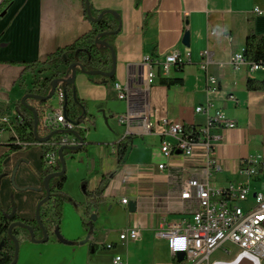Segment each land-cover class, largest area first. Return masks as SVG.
I'll list each match as a JSON object with an SVG mask.
<instances>
[{"label":"crops","instance_id":"obj_1","mask_svg":"<svg viewBox=\"0 0 264 264\" xmlns=\"http://www.w3.org/2000/svg\"><path fill=\"white\" fill-rule=\"evenodd\" d=\"M3 1L0 116L8 115L15 122L18 103L30 89L28 80H34L36 72L49 66L45 61L50 53L88 32L91 22L85 12L86 0H11L5 6ZM89 1L94 12L116 11L121 17V30L113 42L117 56L114 79L102 82L81 71L76 76L78 96L94 115V127L98 125L92 131L89 122L86 149L66 156L63 191L71 201L64 204L60 228L64 238L78 241L64 243L57 234L49 235L46 242L25 237L16 264H178L173 261L169 241L159 231L165 221L191 218L195 203L182 198L183 186L190 180L206 182L204 169L210 159L215 158L223 167L209 176L213 185L247 182L254 188L252 196L262 186L260 180L249 179L239 169L242 159L264 158V90L246 87L249 78L264 79V74L259 76V71L251 72L245 66L235 69L231 59L235 53L244 52L250 28L256 35L264 34V0ZM257 8L263 13L259 14ZM186 32L190 34L189 44L184 42ZM173 50L183 56L189 54L191 59L181 71L174 70L169 76L181 77L183 82L168 86L158 77L149 85L143 58L162 59ZM206 50L211 58L207 72L218 79V88L213 91L207 89V73L198 67ZM33 62L40 63L34 73L26 70ZM115 82L128 93L127 99L118 97ZM210 101L214 104L211 113L219 109L236 123L233 128L216 125L211 129V151L197 144L192 155L165 156L162 136L144 129V121L204 126L208 116L195 109ZM127 112L133 115L129 125L117 119ZM101 124L107 131L105 137L98 136ZM128 136L132 137L130 149L120 165L114 143L126 141ZM10 138L9 131L0 138V157L8 154L0 174V205L34 219L45 194L44 185L40 178L27 182L23 176L28 164L18 161L28 159L33 164L28 152L35 145L20 148L24 151L12 150ZM39 147L42 171L43 149ZM13 175L17 176L15 183ZM103 178L107 186L91 221L90 234L84 227V219L89 220L84 214L86 190H96ZM32 190L29 200L24 201L23 193ZM123 198L128 199L127 204ZM131 202L136 203L135 211L129 210ZM129 228L140 230L138 240L120 239ZM117 255L122 257L119 263L114 262ZM208 264H264V260L230 245L214 250Z\"/></svg>","mask_w":264,"mask_h":264},{"label":"built area","instance_id":"obj_2","mask_svg":"<svg viewBox=\"0 0 264 264\" xmlns=\"http://www.w3.org/2000/svg\"><path fill=\"white\" fill-rule=\"evenodd\" d=\"M259 14L263 11L255 9ZM202 60L198 67L205 71L207 89L209 91L218 88V79L207 72L210 58L208 50L202 53ZM191 59L189 54L183 56L178 50L167 53L164 58L156 59L151 56L143 58V65L148 69L147 81L151 85L158 77H169L176 67L183 66ZM235 69L245 66L251 72L264 71V61L252 62L243 52L235 53L231 59ZM58 77H68L62 74ZM115 88L119 90L118 97L127 99L128 93L119 82H115ZM31 105L38 112L37 135L50 138L47 141H39L35 138L34 127L33 141L22 140L16 132L13 122L8 115L0 116V138L5 131H9L11 145L28 148L39 145L43 149L42 167L52 168L59 160L58 151L63 146H74L79 144V138L72 132L79 129L84 135L89 130V121L75 123L68 119L66 106L67 96L64 84L60 82L51 98L46 101L32 99ZM214 104L210 101L205 105L197 106L196 113H205L207 123L198 127L199 138L193 139L184 132L185 125L182 122L165 121L159 125L144 121V129L147 132L156 131L162 136L161 151L165 156L174 153L192 155L194 147L202 144L208 151L213 149V135L211 129L216 125L233 128L236 123L230 120L225 113L217 109L211 113ZM18 120H22L21 114L16 112ZM133 115L131 112L117 115L121 123H129ZM86 138V137H85ZM114 150L118 152L115 146ZM164 165L161 164L160 167ZM207 180L204 183L198 180H190L183 186L182 198L192 200L195 209L191 218L181 219L177 222L165 221L159 235L169 241L172 256L177 258L179 252H185L188 264H208L211 254L219 247H228L229 244L245 250L257 258L264 260V191L256 190L252 196L249 183H230L225 187L213 185L209 176L212 172H220L223 167L215 158L208 161L205 167ZM240 173L251 180H260L261 189H264V158L247 157L242 159ZM122 202L127 204L128 199ZM141 236L137 228L126 229L120 234L122 241H135ZM107 247L111 248L110 244ZM122 261L117 255L115 263Z\"/></svg>","mask_w":264,"mask_h":264},{"label":"trees","instance_id":"obj_3","mask_svg":"<svg viewBox=\"0 0 264 264\" xmlns=\"http://www.w3.org/2000/svg\"><path fill=\"white\" fill-rule=\"evenodd\" d=\"M11 0H4L3 6L9 4ZM2 6V7H3ZM92 14L97 17L100 15L102 10L94 12L92 5L90 3ZM86 14L87 11V0H86ZM106 13L100 20L91 22V29L80 36L72 44L65 47H60L56 51L50 53L45 61V64L52 67L54 73L51 77H47L43 83H40V79H37L33 82L32 87L28 92H34L38 94L46 95L50 91V82L55 77H58L62 74H65L68 68L78 62L81 63L86 70H102L110 71L113 67L112 60V51L107 46H102L96 43L97 36L102 32H110L117 30L120 25V20L117 17H112ZM117 34H106L101 37V39L106 40L109 44L113 45L114 38ZM114 46V45H113ZM115 48V47H114ZM244 55L252 62L264 61V34L256 35L253 29H249L246 38V46L244 49ZM40 66V63L33 62L28 64L26 67L27 71H32L33 73ZM183 66L176 67V71H181ZM42 71V69H41ZM81 70L78 68V72ZM113 77H104L99 75V78L102 82L113 80ZM92 79H94L91 76ZM160 82L168 86L174 84H181L183 82L181 77H160ZM43 86V89L39 88ZM65 91L67 96V106L66 112L69 120L75 123H82L84 121H89L92 125H95V117L88 111L87 104L78 96L77 88L74 84H65ZM248 90H264V79H254L249 78L246 83ZM32 98L28 99V103L31 104ZM18 112L21 114L22 120L16 118L15 122L12 124L16 132L19 134L20 138L25 141H33V127H34V115L33 112L28 109L22 102L18 103ZM184 132L187 136L198 139L199 130L198 127L194 125H185ZM78 136L84 137V131L78 130ZM132 137L128 136L127 140H121L120 142L114 143L118 148L117 156L119 164H123L126 159V155L129 151V144ZM86 140V139H85ZM88 143L85 142L82 149L87 148ZM12 150H18L21 147L17 145H11ZM78 150H68L64 149L65 157L70 153H76ZM8 154L4 153L0 157V174L3 171V161ZM62 169L61 161L58 160L56 165L52 168L43 169L40 173L37 172L39 178L42 180L46 175L52 172L60 171ZM66 182V173L51 178L49 182L50 188V198L46 201L40 208V217L45 224L44 218L49 217V221L55 224L58 234L61 236L60 241L64 243L73 244L78 240H68L61 235V220L63 214V207L66 202H70L71 198L63 191L64 185ZM107 186L106 178H103L100 186L94 191L86 190V208L84 214L88 219H84V227L88 233L93 232L92 226V215L96 213L103 200V192ZM46 196V192L43 197ZM42 197V198H43ZM51 213V214H50ZM15 221H22L28 225H31L35 235L38 239L43 237V231L40 228L36 218L26 219L21 217L19 214L15 213L12 209L4 210L0 205V264H11L16 256L15 253V242L12 238V234L15 235L19 242L26 237L31 240L29 231L23 227L16 226L12 229V232H9V226ZM25 231V236H22V232ZM173 261L178 264H184V262H179L177 258L173 257Z\"/></svg>","mask_w":264,"mask_h":264},{"label":"water","instance_id":"obj_4","mask_svg":"<svg viewBox=\"0 0 264 264\" xmlns=\"http://www.w3.org/2000/svg\"><path fill=\"white\" fill-rule=\"evenodd\" d=\"M87 11H88V17L92 20V21H97L100 20L106 13H110L112 15H114V17H117L120 21H121V17L118 15V13L114 10H103L99 16L95 17L92 12H91V7H90V1L87 0ZM121 30V22L119 25V28L117 30L114 31H110V32H102L100 33L97 38H96V43L102 45V46H107L111 49L112 51V60H113V67L110 71H102V70H86L85 67L81 64V63H74L72 64L67 72L66 75L68 77H55L53 80H51L50 82V91L48 94L43 95V94H38V93H34V92H28L26 93L22 99L21 102L33 112L34 115V134H35V138L39 141H47L50 138V135L47 137H39L37 135V123H38V112L35 109V107L31 104L28 103V99L32 98V99H36L39 101H46L49 98H51V96L53 95L55 89L57 88L58 84L60 82H62L64 85L65 84H74L76 81V76L78 73V68L81 70V72H84L88 75H102L104 77H113L116 75V70H117V56H116V52H115V48L113 45L109 44L106 40L101 39L102 36L106 35V34H117L119 33V31ZM189 39H190V34L189 32H186L185 36H184V42L186 44H189ZM78 138H79V144L74 145V146H63L59 149L58 154H59V160L61 161V166L62 169L60 171H56V172H52L49 173L48 175L45 176V178L43 179V185L46 191V196L43 197L38 205H37V209H36V220L38 221L42 231H43V237L38 239L35 235V232L32 228L31 225H28L22 221H15L13 222L10 226H9V232H12V229L16 226H20L23 227L25 229H27L29 231L30 237L32 241H42V242H46L49 240V234L46 228V225L44 224V222L42 221L41 217H40V208L41 206L49 200L50 198V188H49V182L51 180V178L53 177H58L64 173H66V157L64 155V149H68V150H81L85 144V138L78 136V133L76 131H72ZM129 210L130 211H135L136 210V203L135 202H131L129 205ZM95 214L92 215V219H95ZM56 234L58 235L59 239H60V235L58 234V231L56 230ZM12 238L15 242V259L11 264H16L17 260H18V255H19V249H20V242L18 240V238L12 234ZM88 238V237H87ZM177 260L179 262H184L186 260V255L185 252H179L177 254Z\"/></svg>","mask_w":264,"mask_h":264},{"label":"rangeland","instance_id":"obj_5","mask_svg":"<svg viewBox=\"0 0 264 264\" xmlns=\"http://www.w3.org/2000/svg\"><path fill=\"white\" fill-rule=\"evenodd\" d=\"M53 73H54V70L51 69V67H49V66L48 67H45L44 69H42V71L36 72L34 80L33 79L28 80V84H29L28 86H30V88H31L33 82L36 81L37 79H40L41 80L40 83H43L45 81V79L47 77H51L53 75ZM257 73L260 76V75H263L264 74V71H259ZM89 76L90 77L92 76L96 80H100L99 75H89ZM39 88L43 89V86L41 85ZM96 127H98V125H96ZM96 127H94V125H92L91 130L92 131H95V128ZM106 127H108V126L106 125ZM106 132L107 131L105 130V127L101 124L100 127H99V129H98V136L99 137H105L106 136ZM19 151H24V150H21L20 149ZM28 155L31 157V159H33V164H29L28 163V159H20L18 161V163H19V162H22L21 160H23V163L28 164V166H27L28 169L25 171L24 176H23V178H25V180L27 182L33 180L34 178L35 179L36 178H39L37 172H39V173L41 172V162H40L41 148L39 146H37V145L33 146L30 149V151L28 152ZM12 178H13L12 181L15 183L16 182V179H17V176L16 175H13ZM19 178L20 177H18V179ZM28 186H32V188H38V187H35L34 185H28ZM253 187H254V185H253ZM17 188L25 189V187H20V186L17 187ZM258 189L264 191V189H261L259 187H258ZM33 191L34 190L29 191V192H27L25 194L23 193V197H24L23 200L24 201H28L29 200V195H30V193H34ZM43 191L46 192L44 187H43ZM34 218H36V213H35V217ZM49 218H50V216L44 218L45 225H46L48 234L49 235H54V234H56V227H55V224L53 222L49 221ZM22 236H25V231L22 232ZM230 245L231 244H229L228 247H230ZM184 264H188L187 260L184 261Z\"/></svg>","mask_w":264,"mask_h":264}]
</instances>
